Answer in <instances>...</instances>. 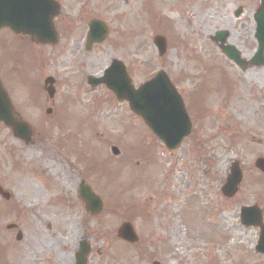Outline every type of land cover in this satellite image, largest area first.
Wrapping results in <instances>:
<instances>
[{
    "label": "rangeland",
    "instance_id": "1",
    "mask_svg": "<svg viewBox=\"0 0 264 264\" xmlns=\"http://www.w3.org/2000/svg\"><path fill=\"white\" fill-rule=\"evenodd\" d=\"M218 2L223 14L207 8L208 0H60L59 43L52 49L32 47L35 52L25 41L21 49V39L0 30V78L36 134L35 143L25 145L0 123V154L10 150L21 162V176L31 161L32 167L57 175L63 188L52 193L64 198L60 206L42 207L48 195L35 193L40 184L33 172L32 191L28 180L16 182L15 192L26 191L29 198L24 197L27 207L17 200L13 215L21 214L23 237L7 264H75L80 236L90 245L87 264H264V256L254 252L257 228L242 227L238 213L241 205L252 204L264 212V177L253 166L256 157H264V78L256 77V68L233 73L237 70L218 48H211L209 36L223 27L230 34L227 41L245 58L252 51L246 45L250 28L241 24L250 23L248 14L230 17L231 4L242 1ZM86 17L103 20L110 30L89 51L81 38ZM155 34L166 38L162 57L152 43ZM112 58L126 64L135 86L160 68L175 81L192 127L173 154L103 85L86 84V76L101 75ZM48 75L56 80L53 100L43 90ZM51 124L66 126L39 132ZM59 136L68 137L69 149L78 146V161L44 152L51 150L46 139L56 143ZM113 145L118 155L111 153ZM234 161L242 166L243 179L238 193L227 199L220 187ZM92 162L100 164L97 171L86 170ZM82 179L103 200L97 216L70 203L71 188ZM123 221L132 223L136 243L116 237Z\"/></svg>",
    "mask_w": 264,
    "mask_h": 264
},
{
    "label": "water",
    "instance_id": "2",
    "mask_svg": "<svg viewBox=\"0 0 264 264\" xmlns=\"http://www.w3.org/2000/svg\"><path fill=\"white\" fill-rule=\"evenodd\" d=\"M262 9L256 17L257 36L260 48L264 46V0ZM58 12V6L52 0H0V28L8 27L14 33L28 34L36 43H55L57 36L53 28L52 19ZM107 35L106 26L100 21H91L89 24L88 41L100 42ZM154 43L159 54L165 51V40L162 36H156ZM260 49V51H261ZM231 46L224 52L235 61H239L237 54ZM257 56L261 52L256 53ZM254 59H259L255 57ZM50 81L47 78L45 82ZM92 85L103 83L111 90L118 100H126L130 109L139 115L151 131L173 150L179 146L182 139L190 132V120L184 109L182 99L171 85L167 75L159 72L151 80L144 82L137 89L131 84L128 72L124 65L114 59L105 69L103 76L88 79ZM52 95L53 89H47ZM0 121L9 126L14 137L28 142L30 127L21 120L15 112L6 91L0 82ZM114 154L118 150L113 147ZM254 166L264 173V158L259 157L254 161ZM242 179V172L237 162L229 168L228 175L221 187V193L225 197H232L238 190ZM80 197L85 201L86 210L97 214L102 209L99 197L94 195L90 188L83 183L80 187ZM240 221L244 226H257L260 233L255 245L257 252L264 254V222L261 210L256 206H242L240 208ZM117 236L129 242H134L137 237L130 223L125 222L117 229ZM21 235H18L20 239ZM89 253V245L86 241L80 243V250L76 255V264H86V256ZM153 264H158L154 262Z\"/></svg>",
    "mask_w": 264,
    "mask_h": 264
},
{
    "label": "flooded vegetation",
    "instance_id": "3",
    "mask_svg": "<svg viewBox=\"0 0 264 264\" xmlns=\"http://www.w3.org/2000/svg\"><path fill=\"white\" fill-rule=\"evenodd\" d=\"M217 1V0H216ZM255 2V9L259 5V0H254ZM213 6V5H212ZM214 7V6H213ZM213 11V8H210ZM223 14L222 10H214L215 14L218 13ZM234 14V11H233ZM252 16V15H250ZM242 26H248L250 28V33L249 37L247 39L246 45H251L252 50L256 48V41L254 37V30H253V23L250 21L249 24L246 22H242ZM229 32H227V39L229 37ZM244 37L246 39V32H244ZM210 40L216 44L217 46H220V42L216 40L214 36L209 37ZM252 51H250V54L248 57H243L242 56V63L239 65H235L234 67L237 68L241 73L249 72L251 71L252 68L258 69V73L256 74L257 78H264V59L263 60H258V61H252L251 58ZM43 139L44 137L41 136ZM59 140V141H58ZM36 140L33 141V144L35 143ZM68 141V139H67ZM67 141H65L63 138L60 136L57 137L56 143H54L53 140L47 139V143L51 144V150H45L44 152L50 157L52 156L54 150L60 154L61 156L68 158V156L71 153V156H74V151L72 150L70 152L69 148L66 147ZM31 145H32V140H31ZM67 153L65 154V152ZM78 154V150L76 151ZM77 161H78V155L76 156ZM9 166V167H8ZM21 167V162L16 161L13 159L12 156H6L4 155V151L0 154V188L3 194H0V227L1 225L3 227H6L5 233L0 235V264H6L9 262V258L12 255H7L11 252H13L17 246H16V241H14V238L21 229V223H20V215H13L15 213V208H19L20 204L19 202L24 203L25 207H27V199L29 196L26 193V191L20 190L15 192L16 189V182L20 181H26L28 180L29 185L28 188L32 191V161L28 163V170H25L20 172ZM35 171L33 172V178L39 182L40 186L35 190V193H45L48 195L47 198L41 203L42 207H45L46 205L48 206H60L61 202H63L64 198L62 195L56 196L52 192H55L63 188L62 186V181L60 183V187L58 188V184L56 183L54 177H57V175L52 174L50 176L48 173H46L43 169L34 167ZM54 175V177H53ZM40 177V179L38 178ZM80 180L78 181L77 185L73 188H71V193L73 198L70 199V203H77V189H78V184ZM26 197V198H24ZM21 198V200L19 199ZM32 199V198H31ZM18 200V201H17ZM68 202V200H66ZM74 204V205H75ZM32 206V201L30 203V207ZM12 218L11 220H9ZM7 220V221H6Z\"/></svg>",
    "mask_w": 264,
    "mask_h": 264
}]
</instances>
